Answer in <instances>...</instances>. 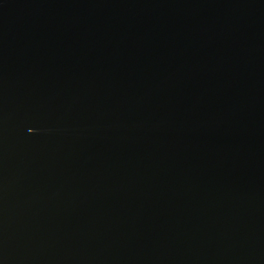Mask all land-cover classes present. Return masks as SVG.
Masks as SVG:
<instances>
[{
  "label": "water",
  "instance_id": "obj_1",
  "mask_svg": "<svg viewBox=\"0 0 264 264\" xmlns=\"http://www.w3.org/2000/svg\"><path fill=\"white\" fill-rule=\"evenodd\" d=\"M0 264H264V0H0Z\"/></svg>",
  "mask_w": 264,
  "mask_h": 264
}]
</instances>
